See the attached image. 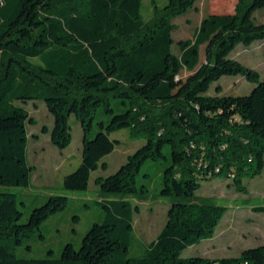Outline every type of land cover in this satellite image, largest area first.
<instances>
[{
    "label": "trees",
    "instance_id": "obj_1",
    "mask_svg": "<svg viewBox=\"0 0 264 264\" xmlns=\"http://www.w3.org/2000/svg\"><path fill=\"white\" fill-rule=\"evenodd\" d=\"M196 1L168 0L146 21L143 0H0V187L31 184L27 123L35 119L23 105L28 100L45 101L54 123L42 130L60 149L72 140L71 114L81 122L82 160L64 177L72 191L87 190L91 173L107 168L102 159L118 142L113 131L128 128L146 139L116 172L96 178L101 196H114L99 201L104 219L58 257L18 256L15 247L68 197L51 194L21 221L17 195L0 190V264H264V244L237 256H182L211 238L227 211L200 198L202 181L224 176L244 191L245 179L264 169V71L232 56L239 44L264 40V21L254 17L264 0H237L231 12L206 15L176 53L173 19ZM183 69L190 71L184 78ZM224 75H243L255 86L221 94ZM101 107L110 118L98 121L91 136ZM147 160L169 162L157 194L173 202L163 228L137 256L133 199L151 196L148 185L138 184ZM254 209L264 212V205Z\"/></svg>",
    "mask_w": 264,
    "mask_h": 264
},
{
    "label": "rangeland",
    "instance_id": "obj_2",
    "mask_svg": "<svg viewBox=\"0 0 264 264\" xmlns=\"http://www.w3.org/2000/svg\"><path fill=\"white\" fill-rule=\"evenodd\" d=\"M168 0H143L142 14L146 21L153 19L161 6ZM237 0H197L185 13L173 19L176 27L173 31V50L179 53V42L193 38L203 18L210 13L231 12ZM255 20L264 21V8L254 12ZM200 63L206 60L205 44L201 45ZM232 56L247 65L264 70V40H258L250 45L239 44ZM190 71L183 69L181 77H186ZM221 94H247L255 86L243 75H224L220 78ZM210 93H217L212 86ZM30 115L35 119L27 123L28 128V158L33 166L32 180L28 187L1 186L0 190L10 191L17 195L19 208L23 212L21 221H26L30 212L44 203L51 194H64L69 201L67 206L50 215L29 236L24 237L21 245L15 247L18 256L45 257L53 251L54 256L61 255L65 244L71 242L76 247L82 243L86 232L95 222L104 219V209L99 201L111 199V195L101 196L96 183L98 176H108L116 172L133 153L146 141L145 138L132 137L128 128L113 131L110 134L117 144L112 152L103 157L107 168L101 166L91 173L87 190L72 191L64 186V177L73 172L81 163L83 146V128L75 114H71L69 124L72 140L63 149L55 146L50 133L42 127L52 126L53 115L48 110L43 99L28 100L23 103ZM116 105V100H113ZM110 115L104 108H99L94 119L91 136L98 130V121L108 120ZM165 160H147L138 175V184H146L151 188L148 199H137L139 209L134 214V231L132 255L144 254L146 245L156 238L168 218V209L173 199L157 194L163 186V170L168 164ZM148 174V175H146ZM246 190L236 189L230 178L218 176L202 181L197 194L209 203L222 204L227 211L220 220L214 235L203 239L200 243L186 248L183 257L207 256L210 258L239 255L244 248L264 244V212L254 209L264 205V169L253 178H246Z\"/></svg>",
    "mask_w": 264,
    "mask_h": 264
},
{
    "label": "crops",
    "instance_id": "obj_3",
    "mask_svg": "<svg viewBox=\"0 0 264 264\" xmlns=\"http://www.w3.org/2000/svg\"><path fill=\"white\" fill-rule=\"evenodd\" d=\"M252 66V65H251ZM252 67H254V66H252ZM255 68V67H254ZM264 71V70H263ZM232 93V92H231ZM50 127H52V126H50ZM49 133V132H48ZM206 239H208V238H206ZM245 249V248H244ZM231 256H237V255H231Z\"/></svg>",
    "mask_w": 264,
    "mask_h": 264
}]
</instances>
